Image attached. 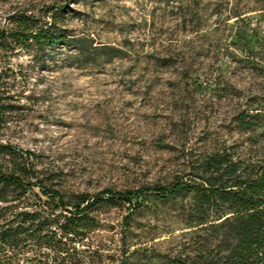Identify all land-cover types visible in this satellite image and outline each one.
Listing matches in <instances>:
<instances>
[{
	"label": "rangeland",
	"instance_id": "rangeland-1",
	"mask_svg": "<svg viewBox=\"0 0 264 264\" xmlns=\"http://www.w3.org/2000/svg\"><path fill=\"white\" fill-rule=\"evenodd\" d=\"M200 1L206 23L194 34L177 24L180 0H0V29L12 27L13 13L44 19L50 7L67 5L69 33L117 49L112 58H84L71 46L36 52L0 42V91L9 105L0 140L38 154V168L53 171L65 194L198 180L204 156L219 143L242 141L245 155L257 158L263 148L229 127L255 80L232 63L228 26L216 25L212 14L249 0ZM169 50L173 64H161ZM189 201L100 204L77 244L79 263L168 264L196 237L182 222ZM207 237L203 232L193 247Z\"/></svg>",
	"mask_w": 264,
	"mask_h": 264
},
{
	"label": "trees",
	"instance_id": "trees-1",
	"mask_svg": "<svg viewBox=\"0 0 264 264\" xmlns=\"http://www.w3.org/2000/svg\"><path fill=\"white\" fill-rule=\"evenodd\" d=\"M200 2L180 0L174 12L177 24L190 33L204 31L206 11L198 8ZM246 4L241 8L229 1L228 7L213 9L212 14H216V25L223 22L228 26L225 50L232 63L256 84L243 106L232 114L231 133L245 135L242 140L250 145L259 144L262 153L251 158L240 148L242 141L219 143L204 156L205 171L198 180L176 178L164 185L123 191L65 194L55 184L53 171L38 168L42 164L38 154L0 140V264H81L77 244L94 227L90 214L97 206L126 202L137 208L149 197L190 199L182 222L196 237L185 240L168 264H264V0ZM70 11L67 5L52 6L44 19L27 10L13 13L9 17L12 27L0 29V42L10 41L12 47L36 52L71 46L84 58L96 52L112 58L117 49L86 44L69 33L62 17L66 13L72 16ZM168 52L170 56L159 60L170 66L175 57ZM1 93L0 129L9 107ZM203 232L209 238L193 247Z\"/></svg>",
	"mask_w": 264,
	"mask_h": 264
}]
</instances>
